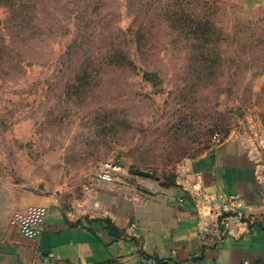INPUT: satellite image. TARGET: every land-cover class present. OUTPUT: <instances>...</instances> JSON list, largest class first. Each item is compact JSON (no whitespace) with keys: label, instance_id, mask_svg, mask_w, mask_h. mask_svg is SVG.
<instances>
[{"label":"rangeland","instance_id":"1","mask_svg":"<svg viewBox=\"0 0 264 264\" xmlns=\"http://www.w3.org/2000/svg\"><path fill=\"white\" fill-rule=\"evenodd\" d=\"M240 141L264 184V0H0V217L68 216L103 162L162 187ZM36 197L38 207L16 204Z\"/></svg>","mask_w":264,"mask_h":264},{"label":"crops","instance_id":"2","mask_svg":"<svg viewBox=\"0 0 264 264\" xmlns=\"http://www.w3.org/2000/svg\"><path fill=\"white\" fill-rule=\"evenodd\" d=\"M191 163L211 198L239 197V212L254 222L247 232L230 225L218 242L199 230L195 203L177 180L162 187L130 177L101 185L93 220L73 221L51 205L33 234V226L0 217V264H264V184L247 147L228 140ZM135 191L146 196L144 205L130 202ZM25 199L16 204L18 213L42 204Z\"/></svg>","mask_w":264,"mask_h":264},{"label":"built area","instance_id":"3","mask_svg":"<svg viewBox=\"0 0 264 264\" xmlns=\"http://www.w3.org/2000/svg\"><path fill=\"white\" fill-rule=\"evenodd\" d=\"M191 161L183 160L176 168V180L178 186L182 188V192L190 197L196 208L198 215V227L203 233L209 232L217 237L220 242L226 237V233L230 225L235 226L240 232H247L254 224L253 220L247 215L240 213L238 210V196H231L221 201L211 198L205 189L201 186L199 177L195 176L191 171ZM130 174L119 163L103 162L95 171L93 177L83 186L78 198L71 208V219L93 220L97 213V209L92 206L93 201L97 198L100 187L105 183H114L119 180L130 178ZM130 202L135 205H144L146 196L139 191L133 192L129 196ZM134 224L130 225V229H134ZM29 228V227H25ZM43 224L39 222L33 229V234H38L42 230ZM160 264H172L168 261H162ZM243 264H248L244 262Z\"/></svg>","mask_w":264,"mask_h":264}]
</instances>
